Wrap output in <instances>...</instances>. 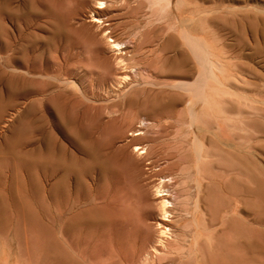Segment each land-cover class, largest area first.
<instances>
[{
	"label": "rangeland",
	"instance_id": "obj_1",
	"mask_svg": "<svg viewBox=\"0 0 264 264\" xmlns=\"http://www.w3.org/2000/svg\"><path fill=\"white\" fill-rule=\"evenodd\" d=\"M160 1L0 0V264H185V253L165 261L150 251L156 242L170 240L156 222L170 218L167 222L178 233L182 221L199 213L203 226L212 212L226 220L228 244L237 237L242 242L239 251L227 248V262L259 264L264 258V0H192L177 11ZM187 9L193 12L187 14ZM186 24L196 27L221 65L217 81L198 102L192 91L174 87L194 77H171L168 67L177 55L160 51L165 39L179 38L178 30ZM198 134L206 148L194 147ZM128 153L137 159L125 162ZM74 155L81 165L78 176L64 178L65 163ZM41 162L42 170L37 167ZM159 186L174 207L164 206Z\"/></svg>",
	"mask_w": 264,
	"mask_h": 264
},
{
	"label": "bare ground",
	"instance_id": "obj_2",
	"mask_svg": "<svg viewBox=\"0 0 264 264\" xmlns=\"http://www.w3.org/2000/svg\"><path fill=\"white\" fill-rule=\"evenodd\" d=\"M191 1L192 0H166V2H167V6H169V7H171V8H174L176 11H177V9H180V7L181 6H185V5H190V3H191ZM160 2H162V0L160 1ZM164 2H165V0H164ZM101 6V5H100ZM96 7V6H95ZM94 8V7H93ZM98 8V7H97ZM96 8V9H97ZM100 8V7H99ZM95 10V9H94ZM186 12H187V14H191L192 12H193V10H191V9H187L186 10ZM178 13V12H177ZM177 15H179V14H177ZM93 21L94 20H96V19H92ZM186 20H189V18L188 19H186ZM3 24V23H2ZM69 25V24H68ZM70 25H72V23L70 24ZM6 28V27H5ZM5 28H4V30H5ZM71 29L73 28V25H72V27H70ZM2 29H3V26H2ZM73 30V29H72ZM5 31H7V30H5ZM178 32H179V34H180V36H179V38H177L176 36H174V35H169L166 39H165V41H164V43L162 44V46L160 47V51H164V52H172V53H175L176 55H177V57L176 58H174V59H172L171 61H170V65H169V67H168V71H169V73H170V75H171V77L173 76V77H181L182 79H190L192 76L194 77V80L193 81H191L190 83H188L187 81H181L180 83H178V84H174V87H178V88H181V89H184V90H189V91H192V96H194V100H195V102H198V101H200L201 99H203V97H204V95H206V93H207V89L209 88V85H211L210 83H213L212 81L215 79V71L217 70V68L218 67H220L221 65L220 64H218V62L215 60V58H213V53H212V51H211V48H210V46H209V44H208V42L203 38V37H201V36H197L196 35V33L198 32V30L196 29V27H194L192 24H186V25H184V26H182L179 30H178ZM58 37V36H57ZM96 38V37H95ZM58 39V38H57ZM67 39V38H66ZM93 40H95L94 39V37H93ZM111 40V39H110ZM55 42H57L56 41V38H55V40H54ZM54 41H51V42H53L54 43ZM66 42V41H65ZM68 42V41H67ZM70 42V41H69ZM57 44V43H56ZM114 44H120V42H115L114 41ZM53 45V44H52ZM104 45V44H103ZM108 45V44H107ZM68 46V45H67ZM70 46H71V44H70ZM69 46V47H70ZM52 47H54V46H52ZM68 50V49H67ZM70 50V49H69ZM130 52V51H129ZM64 53V52H63ZM71 53H73V52H71ZM66 54V53H65ZM65 54H64V56H65ZM68 54H70V51H69V53ZM75 54V53H74ZM69 55H67V57H68ZM71 57H75V56H71ZM65 58V57H64ZM72 58V59H73ZM79 58V57H78ZM77 58V59H78ZM152 58V57H151ZM63 59V58H62ZM66 59V58H65ZM71 59V58H70ZM168 59L169 58H165V60L166 61H168ZM53 59H51V61H52ZM60 62V61H59ZM140 63V62H139ZM25 64V63H24ZM115 64H117L118 65V63H115ZM26 65V64H25ZM34 65V64H33ZM115 66L114 68H115V70H116V77L117 76H119L120 74H121V71L119 70V68H118V66ZM22 66V65H21ZM24 66V65H23ZM30 66V65H29ZM37 66H39V65H37ZM37 66H35V67H37ZM145 66V65H144ZM27 67V66H26ZM35 67H34V69H35ZM41 67H43V66H41ZM147 67V66H146ZM27 68H29V67H27ZM27 68H25V71H28V70H26ZM31 68V67H30ZM39 68H40V66H39ZM45 68V67H44ZM142 68H144L143 67V65H142ZM36 69H38V68H36ZM42 69V68H41ZM219 69V68H218ZM44 70V69H43ZM79 70V69H78ZM33 70H31V72H32ZM81 71V70H80ZM37 72V71H36ZM35 72V73H36ZM42 72V71H41ZM43 73V72H42ZM74 75V74H73ZM118 78V77H117ZM117 78H115V79H117ZM216 78H218V77H216ZM28 81V80H27ZM26 81V82H27ZM36 80H34V82H35ZM115 81V80H114ZM214 81H217V80H214ZM28 83V82H27ZM32 83V82H31ZM30 83V84H31ZM37 83V82H36ZM36 83H33L34 85L36 84ZM69 83H71V81L69 82ZM73 83V82H72ZM22 84H26L25 82L24 83H22ZM33 84H32V86H33ZM40 84V83H39ZM43 84V83H42ZM23 86V85H22ZM26 86V85H25ZM28 86H30V85H28ZM42 86V85H41ZM212 86V85H211ZM21 87V86H20ZM33 87H35V86H33ZM33 87H31V88H33ZM40 86H38V88H39ZM43 87V86H42ZM42 87H40V88H42ZM40 88H39V90H40ZM23 89H25V88H23ZM28 89H29V87H28ZM45 90V89H44ZM19 91H21L20 90V88H19ZM22 91H24V90H22ZM30 91V90H29ZM140 91V90H139ZM35 92H37V91H35ZM41 92V91H40ZM135 92V91H134ZM20 93V92H19ZM29 93V92H28ZM42 93V92H41ZM132 93H133V91H132ZM137 93V92H136ZM24 95H25V97L27 96V91H26V94H25V92L23 93ZM30 95H32V94H30ZM50 95V94H49ZM53 95V94H52ZM51 95V96H52ZM208 95V94H207ZM15 96H18V95H15ZM37 96V95H36ZM20 97V99H21V95L20 96H18V98ZM23 98H24V96H22ZM28 97H29V94H28ZM133 97V96H132ZM132 97H131V99H132ZM179 97V96H178ZM207 97V96H206ZM18 98H16V99H18ZM22 98V99H23ZM27 98V97H26ZM34 98H35V96H34ZM34 98H32L33 100H34ZM135 98V100H137L136 99V97H134ZM134 98H133V101H134ZM25 99V98H24ZM31 99V98H30ZM47 99H51L50 98V96L47 98ZM175 99V98H174ZM14 100V99H13ZM39 100V99H38ZM141 101H143L142 99H140ZM146 100H147V98H146ZM171 100H173V98H171ZM35 101V100H34ZM40 101V100H39ZM49 102H50V100H48ZM65 101V100H64ZM63 101V102H64ZM132 101V100H131ZM133 101H132V105H133ZM139 101V100H138ZM141 101H140V105H143V104H141ZM42 102V101H41ZM52 102V101H51ZM62 102V100H61V102L59 103V104H61V103H63ZM37 103V102H36ZM46 103V102H45ZM130 103V102H129ZM136 103H138V102H135L134 103V105H135V107H136ZM143 103V102H142ZM147 103V102H146ZM38 104H41V103H39L38 102ZM131 104V103H130ZM207 104V103H206ZM48 104L46 103V106H47ZM62 105V104H61ZM66 105V104H65ZM145 105V104H144ZM131 106V105H130ZM139 106V105H138ZM137 106V107H138ZM50 107V106H49ZM48 107V108H49ZM59 108H60V105L58 106ZM57 107V108H58ZM64 107V104L62 105V107L61 108H63ZM47 109V108H46ZM52 109V108H51ZM64 109H67V108H64ZM132 109H133V107H132ZM61 111V109H58V111L57 112H60ZM141 110V109H140ZM160 110V109H159ZM40 112H41V108H40V110H39ZM50 111V110H49ZM46 112V111H45ZM136 112H139V111H137L136 110ZM49 113V112H48ZM53 113V112H52ZM63 113V112H62ZM66 113V112H65ZM68 113V112H67ZM45 114V113H44ZM126 114V113H125ZM36 115V114H35ZM42 115H43V113H42ZM38 116H41L40 114H38ZM37 116V117H38ZM60 116V115H59ZM61 117H63V116H61ZM65 118H66V116H65ZM39 119V118H38ZM192 119V118H191ZM63 120V119H62ZM64 120H66V119H64ZM74 123V122H73ZM80 123V122H79ZM144 123V122H143ZM81 124V123H80ZM38 125L40 126L41 124L39 123V124H35L33 127L35 128L36 126L38 127ZM68 125V124H67ZM142 125V124H141ZM42 128H43V126H42ZM78 128H79V126H78ZM40 129V128H39ZM44 129V128H43ZM80 129V128H79ZM42 130V129H41ZM129 130V129H128ZM128 130H126V131H128ZM130 130H132V129H130ZM35 131H36V129H35ZM39 131V133H41L40 132V130H38ZM38 131H36L37 133H38ZM72 131H74V130H72ZM138 131V130H137ZM34 135H32L33 137L35 136V132H33V131H31ZM42 132L45 134V132L42 130ZM75 132H76V130H75ZM129 132V131H128ZM127 132V133H128ZM134 132H136L135 130H134ZM140 132V131H139ZM64 134H67L68 135V133H64ZM80 134H81V129H80ZM91 133H89L88 135H90ZM123 134H124V132H123ZM130 134H132V133H130ZM134 134V133H133ZM135 134H137V133H135ZM39 136H41L40 134H38ZM37 135V136H38ZM43 135V134H42ZM66 135V136H67ZM87 135V136H88ZM31 136V137H32ZM78 136H79V134H78ZM77 136V137H78ZM86 136V137H87ZM92 136V135H91ZM124 136V135H123ZM129 137H130V135H128ZM36 137V136H35ZM68 137V136H67ZM70 137V136H69ZM68 137V139H71L72 137H70L69 138ZM93 137L94 136H92V138L89 136L88 138H90V139H92V142H93ZM124 138H127V136H125ZM35 139V138H34ZM63 139H64V137H63ZM95 139V138H94ZM123 139V138H122ZM195 140H194V147L195 146H197V147H201V148H206L205 147V143H204V136L203 135H196V137L194 138ZM36 140H37V138H36ZM41 140V139H40ZM39 140V141H40ZM73 140V139H72ZM72 140H71V142H72ZM88 140V139H87ZM124 140V139H123ZM129 140V139H128ZM127 140V141H128ZM32 143H33V141H31ZM30 142V145L32 144ZM61 142V141H60ZM66 142V141H65ZM68 142V141H67ZM70 142V143H71ZM87 142V141H86ZM112 142V141H111ZM113 142H114V140H113ZM8 143H9V141H8ZM35 143H37L38 144V141H35ZM69 143V142H68ZM73 143H74V141H73ZM77 142L75 141V144H76ZM36 144V145H37ZM88 144V143H87ZM104 144V143H103ZM107 145H108V143H106ZM110 144H112V143H110ZM36 145H34V146H36ZM50 145H52V144H50ZM67 145V144H66ZM71 145V144H70ZM96 146H97V143L95 144ZM106 145V146H107ZM124 145V144H123ZM126 145V144H125ZM125 145L124 146H122L121 147V145H120V149H119V151L121 150V148H124L125 147ZM22 146H24V145H22ZM32 146V145H31ZM92 146V145H91ZM109 146H111L112 147V145H108L107 147H109ZM114 146V145H113ZM25 147V146H24ZM33 147V146H32ZM31 147V148H32ZM53 147L55 148L56 146H54L53 145ZM71 147H74V146H71ZM75 147H76V145H75ZM75 147H74V149H75ZM81 147V146H80ZM94 148H96L95 146H93ZM92 147V148H93ZM126 147H128V146H126ZM130 147V146H129ZM46 148V147H45ZM78 148H79V145H78ZM78 148H76V150L77 151H75V152H77V154H78V150H80V149H78ZM88 148V147H87ZM100 148H101V146H100ZM102 148H104L103 146H102ZM115 148V150H117L118 151V148H116V147H114ZM56 149V148H55ZM68 149H69V147H68ZM66 150V151H69V150ZM98 149V148H97ZM129 149V148H128ZM128 149L126 150V151H128ZM196 149V148H195ZM198 149H200V148H198ZM197 149V150H198ZM58 150V149H57ZM71 150H72V148H71ZM82 150V149H81ZM80 150V151H81ZM94 150V149H93ZM201 150V149H200ZM23 151V150H22ZM45 151H47V148H46V150ZM73 151V150H72ZM79 151V152H80ZM95 151V150H94ZM117 151H115V152H113V153H115L116 155H117V157H119L118 156V153H116ZM121 151H123V149L121 150ZM121 151H120V153H121ZM134 151V150H133ZM138 151V150H137ZM136 151V152H137ZM144 151V150H143ZM24 152V151H23ZM31 152H33V151H31ZM85 153H86V151H84ZM109 152H111V151H108V155H109ZM128 152H131V151H128ZM135 152V151H134ZM136 152H135V154H136ZM142 152V151H141ZM202 152H204V151H202ZM44 153V152H43ZM46 153V152H45ZM53 153V152H52ZM57 153H59V151H57ZM62 153H64V152H62ZM68 153V152H67ZM73 153V152H72ZM100 153V152H99ZM104 153H106V152H102V154H104ZM196 153H199V152H196ZM21 154V153H20ZM28 154H30V153H28ZM37 154L38 153H36V156H37ZM49 154V153H48ZM80 154V153H79ZM78 154V155H79ZM87 154V153H86ZM90 154V153H89ZM95 154V153H94ZM112 154V153H111ZM115 154H114V156H115ZM130 153H128V157H126V156H124V157H126V159H125V162L126 161H128L129 163L131 162V160L132 159H134L135 160V158L134 157H132V159H131V156L129 155ZM140 154V153H139ZM24 155H25V153H24ZM23 154L22 155H20V156H24ZM39 155V154H38ZM64 155V154H63ZM65 155H67V154H65ZM64 155V156H65ZM77 155V156H78ZM81 156L82 155H84V154H80ZM98 155H100V154H98ZM98 155H97V157H98ZM107 155V156H108ZM113 155V154H112ZM127 155V154H126ZM132 155H133V153H132ZM204 155V154H203ZM202 155V156H203ZM33 156V155H32ZM32 156H30V155H28V157L29 158H31ZM44 156H46V155H42V157L44 158ZM59 156V155H58ZM64 156H62V158L64 157ZM69 156V155H68ZM80 156V157H81ZM103 156V155H102ZM106 156V155H105ZM138 156V155H137ZM42 157H41V160H42ZM49 157H50V155H49ZM83 157V156H82ZM85 157V156H84ZM94 157H95V155H94ZM96 157V158H97ZM110 157H111V155H110ZM109 157V159H112V157L110 158ZM116 157V156H115ZM114 157V158H115ZM123 157V156H122ZM197 157V156H196ZM19 158V157H18ZM53 158H55L54 156H53ZM57 158V157H56ZM59 158V157H58ZM91 158V157H90ZM104 158V157H103ZM102 158V159H103ZM106 158V157H105ZM120 158V157H119ZM127 158H130V159H128L127 160ZM200 158V157H199ZM32 159V158H31ZM34 159V158H33ZM51 159V158H50ZM65 159H67V156H66V158ZM78 159H79V156H78ZM78 159H77V157L74 155V156H71V157H68V160H67V162L65 163V167H64V174H63V177L64 178H66L70 173L72 174V173H74V174H76V176H78V169H79V167L81 166H79L78 165ZM95 159V158H94ZM116 159V158H115ZM114 159V160H115ZM137 159V158H136ZM18 161H19V159H17ZM35 160H37V159H35ZM49 160V159H48ZM58 160H60V159H58ZM91 160H93V159H91ZM101 160V159H100ZM20 161H22L21 160V158H20ZM25 161V160H24ZM43 161H45V160H43ZM55 161L58 163V161H57V159H55ZM80 161H82V160H80ZM93 161H96V160H93ZM103 161V160H102ZM109 161V160H108ZM25 162H27V163H29L27 160L25 161ZM34 162V161H33ZM46 162V161H45ZM52 162V161H51ZM55 162V163H56ZM84 162V161H83ZM90 162H92V161H90ZM89 162V163H90ZM97 162H99V161H97ZM110 162V161H109ZM112 162H114L113 160H112ZM122 162V161H121ZM121 162H120V164H121ZM13 163H15V162H13ZM19 163V162H18ZM26 163V164H27ZM36 163V162H35ZM61 163H62V160H61ZM82 163V162H81ZM86 163V162H85ZM85 163H83V164H85ZM96 163V162H95ZM94 163V164H95ZM102 163V162H101ZM101 163H100V166H101ZM106 163H108L107 162V160H106ZM118 163V162H117ZM135 163H137V161L135 162ZM20 164V163H19ZM18 164V165H19ZM23 164V163H22ZM25 164V165H26ZM30 164V163H29ZM34 164V163H33ZM33 164H30L31 166H32V168L35 166V165H33ZM42 164H44V163H39V166H37V167H40L41 168V165ZM47 164H48V162H47ZM52 164V163H51ZM93 164V163H92ZM103 164H105V163H103ZM119 164V165H120ZM127 164V163H126ZM38 165V164H37ZM62 165V164H61ZM61 165H60V167H61ZM3 166H5V164L3 165ZM14 166H15V164H14ZM28 166V165H27ZM27 166H24V169H26L27 168ZM56 166V165H55ZM58 166V165H57ZM100 166H99V168H100ZM107 166H108V164H107ZM114 167H115V165H113ZM118 166V165H117ZM136 166H139L138 165V163H137V165L135 164V167ZM156 166V165H155ZM12 167L13 166H11V170H12ZM29 167V166H28ZM36 167V166H35ZM50 167V166H49ZM52 167V166H51ZM82 167H84L83 165H82ZM81 167V168H82ZM98 167V166H97ZM122 167V166H121ZM15 168V167H14ZM31 168V169H32ZM92 168V167H91ZM95 168H96V165H95ZM138 168H141V167H138ZM16 169V168H15ZM14 169V170H15ZM18 169V168H17ZM21 169H23V166H22V168ZM23 169V170H24ZM39 169V168H38ZM51 169V168H50ZM61 169H62V167H61ZM60 169V170H61ZM84 168H82V172L84 171L83 170ZM88 169V168H87ZM98 169V168H97ZM97 169H95V170H97ZM102 168H100L99 170L101 171V172H103V171H105V170H101ZM136 169H137V167H136ZM41 170H42V168H41ZM44 170V169H43ZM47 170V169H46ZM45 170V171H46ZM114 170V169H113ZM142 169H140V170H138V172L139 171H141ZM13 171V170H12ZM21 171V170H20ZM31 171V170H30ZM48 171H50V170H47V172ZM56 171H57V169H56ZM59 171V170H58ZM62 171V170H61ZM60 171V172H61ZM87 171H90V170H87ZM87 171L85 172V173H87ZM110 171H111V169H110ZM110 171H108L107 173L109 174L110 173ZM123 171V170H122ZM24 172V171H23ZM35 172V171H34ZM34 172H33V174H34ZM38 172H39V170H37V174H38ZM63 172V171H62ZM61 172V173H62ZM93 172V171H92ZM91 172V173H92ZM99 172V171H98ZM124 172V171H123ZM137 172V171H136ZM142 172V171H141ZM25 173V172H24ZM26 173H28V171H26ZM30 173V172H29ZM41 173H42V171H41ZM50 173V172H49ZM52 173H53V171H52ZM56 173V172H55ZM55 173H53V174H55ZM90 173V172H89ZM100 173V172H99ZM18 174V173H17ZM43 174H44V172H43ZM42 174V175H43ZM81 174H83V173H81ZM80 174V175H81ZM94 174V173H93ZM107 174V175H108ZM116 174V173H115ZM127 174V173H126ZM142 173H140V175H141ZM20 175H21V173H20ZM30 175V174H29ZM36 175V174H35ZM35 175H33V178L35 179L36 177H35ZM41 175V174H40ZM47 175H49V174H47ZM47 175H45V176H47ZM62 175V174H61ZM92 175V174H91ZM91 175H89L88 177H90ZM103 174H101V176H102ZM136 175V174H135ZM137 175H139L138 173H137ZM23 176V175H22ZM36 176H38V175H36ZM57 176H58V178H59V173L57 174ZM95 176V175H94ZM100 176V177H101ZM119 177H120V174L118 175ZM146 176V175H145ZM29 177V176H28ZM43 178H44V176H42ZM56 177V176H55ZM69 177H70V175H69ZM81 177H82V175H81ZM80 177V178H81ZM97 177V176H96ZM97 177L96 179H101V178H103V177ZM105 177H107V176H105ZM126 177V176H125ZM136 177V176H135ZM143 177V176H142ZM142 177H141V179H142ZM48 178V177H47ZM50 178H51V174H50ZM61 179H62V176L60 177ZM59 178V179H60ZM110 178V177H109ZM121 178H122V176H121ZM145 178V177H144ZM143 178V179H144ZM38 179V177L36 178V180ZM46 179V178H45ZM72 179V178H71ZM95 179V178H94ZM123 179V178H122ZM34 181L35 183L34 184H40V187H41V185H43L40 181V177H39V180L40 181H38V182H40V183H36L37 181H35V180H33V179H30V181ZM43 180V179H42ZM52 180H54V179H52ZM56 180V179H55ZM63 180V179H62ZM68 180V179H67ZM82 180V179H81ZM81 180H79L80 182H81ZM103 180H104V178H103ZM107 180V179H106ZM121 180V179H120ZM140 180V179H139ZM163 181H164V179H162ZM169 181H170V179H168ZM45 182H46V180H44ZM44 181H42L43 183H44ZM63 181H66L65 179L63 180ZM87 181H88V179L86 180V184H87ZM96 181H98V180H96ZM95 181V182H96ZM171 181H172V179H171ZM175 181V180H174ZM53 182H56L57 183V181H53ZM67 182V181H66ZM102 182V181H101ZM101 182H100V186H101ZM111 182V181H110ZM123 182V181H122ZM142 182V181H141ZM47 183V182H46ZM60 183V182H59ZM62 184H63V182H61ZM61 183H60V186H61ZM71 183V182H70ZM74 182H72V184H73ZM96 183H98L99 184V181L98 182H96ZM103 183H105V186H106V182H104L103 181ZM107 183H108V180H107ZM34 184H32L33 185V188H36L37 186H35ZM45 184V183H44ZM90 184V183H89ZM98 184H97V186L96 187H98ZM120 184V183H119ZM123 184H124V182H123ZM172 184H173V181H172ZM171 184V185H172ZM57 185V184H56ZM67 186H68V184H66ZM71 185V184H70ZM76 185H77V183H76ZM75 184H74V186H76ZM96 185V184H95ZM108 185H109V183H108ZM117 185H118V183H117ZM63 186V185H62ZM72 187H74L73 185H71ZM90 186V185H89ZM92 186V185H91ZM99 186V187H100ZM102 186H103V184H102ZM101 186V187H102ZM38 187H39V185H38ZM52 187L54 188L55 186L54 185H52ZM51 187V188H52ZM71 187V188H72ZM83 187H85V185H84V183H83ZM100 187V188H101ZM170 187V186H169ZM171 187H173V186H171ZM43 188V187H42ZM56 188H59V186L58 187H56ZM64 188H66V187H64ZM68 188V187H67ZM67 188H66V190H67ZM75 188V187H74ZM73 188V189H74ZM78 188V187H77ZM86 188V187H85ZM100 188H97L98 190L100 189ZM116 188V187H115ZM63 189V188H62ZM79 189H80V187H79ZM88 188H86V191H88L87 190ZM97 189H96V191H97ZM159 189H160V186H159ZM34 190V189H33ZM37 190V189H36ZM34 191L35 192V194H38V192L37 191ZM39 190V189H38ZM40 190H42V189H40ZM52 190H54V189H52ZM52 190H50L51 192H52ZM57 191H58V189H56ZM91 190V189H90ZM102 190V189H101ZM101 190H100V192H101ZM105 190V189H104ZM119 190V189H118ZM122 190V189H121ZM166 190V189H165ZM169 190V189H168ZM168 190H166L167 192H168ZM49 191V192H50ZM56 191V192H57ZM61 191H63V190H61ZM71 191H73L72 189H71ZM159 191H162V193H160V195L159 196H163V198H164V200H165V203H164V206H173V203L171 202V200H167L166 198V196H168L167 195V193H165V191L164 190H162V189H160ZM170 191H171V189H170ZM37 192V193H36ZM46 192H48V191H46ZM54 192V191H53ZM60 192V191H59ZM115 192V191H114ZM120 192V191H119ZM164 192V193H163ZM41 193V192H40ZM61 193V192H60ZM66 193V192H65ZM95 193V192H94ZM97 193V192H96ZM117 193V192H116ZM174 193V192H173ZM42 194V193H41ZM50 194V193H49ZM85 193H83V195H84ZM87 194H89V193H87ZM170 194V193H169ZM180 194V193H179ZM58 195V194H57ZM79 195V194H78ZM114 195V194H113ZM173 195V194H172ZM181 195V194H180ZM179 195V196H180ZM51 196H52V194H51ZM55 196H56V193H55ZM54 196V197H55ZM86 196V195H85ZM94 196H95V194H94ZM118 196V195H117ZM171 196V195H170ZM79 197V196H78ZM87 197H89V196H87ZM98 197V196H97ZM175 197V196H174ZM177 197V196H176ZM181 197V196H180ZM84 198H86V197H82L81 199H84ZM99 198V197H98ZM117 198V197H116ZM119 198V197H118ZM121 198V197H120ZM80 199V198H79ZM78 199V201H80ZM87 199V198H86ZM114 198H112L111 200H113ZM55 200V199H54ZM56 200H57V198H56ZM67 200H69V199H67ZM104 200V199H103ZM115 200V199H114ZM77 201V200H76ZM75 200H74V202H76ZM93 201V200H92ZM97 201V200H96ZM105 201V200H104ZM111 202V201H110ZM203 202V201H202ZM210 202V201H209ZM97 203V202H96ZM203 203H205V201L203 202ZM65 205H66V203H64ZM73 204V203H72ZM78 204V203H77ZM88 204V203H87ZM93 204V203H92ZM91 204V205H92ZM95 204V203H94ZM213 204V203H212ZM63 205V204H62ZM64 205V206H65ZM91 205H89V206H91ZM103 206H105L106 204H102ZM101 205V206H102ZM114 205V204H113ZM78 206H80V205H78ZM81 206H83V205H81ZM85 206H86V204H85ZM88 206V205H87ZM94 206H96V204L94 205ZM99 205H97V207H98ZM102 206V207H103ZM107 206V205H106ZM115 206V205H114ZM177 206V205H176ZM203 206V204L201 203V198H198V202H197V208L199 209V211H200V208ZM209 206V205H208ZM218 206V205H217ZM66 207V206H65ZM97 207H94V210H95V208H97ZM174 207V206H173ZM212 207V206H211ZM63 208V207H62ZM87 208V207H86ZM89 208V207H88ZM93 208V206H91V208L90 209H92ZM175 208H177V207H175ZM70 209V208H69ZM203 209V208H202ZM202 209H201V211H202ZM82 210V209H81ZM117 210V209H116ZM115 210V211H116ZM171 210V209H170ZM67 211V210H66ZM78 211V210H77ZM80 211V210H79ZM83 211V210H82ZM87 211V210H86ZM96 211H99V210H96ZM102 211V210H101ZM70 212V211H69ZM90 212H91V210H90ZM120 212V211H119ZM118 212V213H119ZM164 212H166V211H164ZM164 212H163V214H164ZM207 212H208V210H207ZM207 212H205V215H207L206 213ZM226 212V211H225ZM236 212V211H235ZM65 213H67V212H65ZM78 212H76L75 214H77ZM203 213V212H202ZM209 213V212H208ZM63 214V213H62ZM87 214V213H86ZM91 214V213H90ZM93 214H94V212H93ZM120 214V213H119ZM163 214H161V216L163 215ZM65 215V214H64ZM70 215V214H69ZM68 215V216H69ZM85 215V214H84ZM88 215V214H87ZM123 215V214H122ZM122 215H120V216H122ZM201 214H199L198 213V215L197 214H195V215H192V217H191V219L188 221V222H185V221H180L181 223L180 224H182V226H183V228L181 229V231H179L178 233L175 231V230H173V223L171 224V223H169V222H167V221H170V218H163V217H161L162 218V220L161 221H157L156 222V228L158 229V228H160L161 229V233L163 234V235H165V236H167V237H169L170 238V240H167V241H164L163 243H161L160 241L159 242H156L154 245H152V246H150V251L151 252H153V254L154 253H160V256H159V258L158 259H160V260H162V259H165V261H166V258H169V259H174L175 257H177V256H179V253H181V255H182V253L184 254L185 253V255H186V257H185V261L187 260V263H188V260L190 261H192L193 262V264H240V263H238V262H234V260H232V259H230V261L229 262H227L226 261V250H227V248L228 247H230V249L231 250H240V244L242 243L241 242V240L239 239L240 237H237L235 240H233L232 242H230L229 244H228V242H227V240H226V235H227V228H225L224 226L226 225V220L224 219V218H217L216 217V215L212 212L211 214H209V216H207L206 218H204V220H203V222H202V224H203V226L201 225V223H200V220H199V216H200ZM70 216H72V215H70ZM163 216H165V214L163 215ZM167 216V215H166ZM169 216V215H168ZM224 216V215H223ZM67 217V216H66ZM78 217V216H77ZM82 217H83V215H82ZM86 217V216H85ZM64 219V218H63ZM78 219V218H77ZM87 219H88V217H87ZM86 218H84V220L86 221L87 220ZM92 219V218H91ZM94 219H96V218H93V220ZM203 219V218H202ZM74 220V219H73ZM73 220H72V224L71 225H73ZM263 220V218H259L257 221L258 222H261ZM76 221V220H75ZM74 221V222H75ZM91 221V220H90ZM112 221H113V219H112ZM66 222V221H65ZM76 222H78V221H76ZM110 222V221H109ZM121 222V221H120ZM119 222V223H120ZM98 223V222H97ZM70 224V223H69ZM175 224V223H174ZM77 225V224H76ZM79 225V224H78ZM91 225V224H90ZM118 225V224H117ZM176 225V224H175ZM193 225H196L197 227H195L194 226V228L192 227ZM233 225V224H232ZM89 225H87V227H88ZM73 227V226H72ZM71 227V228H72ZM85 227V226H84ZM90 227H92V226H90ZM175 227V226H174ZM178 227V226H177ZM228 227V226H227ZM239 227V226H238ZM86 228V227H85ZM84 228V229H85ZM120 228V227H119ZM118 228V229H119ZM78 229V228H77ZM76 229V230H77ZM175 229V228H174ZM233 229V228H232ZM92 230H93V228H92ZM235 230H237V229H235L234 228V231ZM73 232H75V230L73 229L72 230ZM78 231V230H77ZM85 231V230H84ZM205 231H208L207 232V235H209L208 237L209 238H206V236H205ZM96 233H98L97 231H95ZM94 232V233H95ZM236 233H238V234H240L239 233V231L237 232V231H235ZM70 233H72V232H70ZM70 233H68L69 235H71ZM83 234H84V232H83ZM82 234V235H83ZM238 234H237V236H238ZM66 235V234H65ZM64 235V236H65ZM73 235V234H72ZM77 235H78V233H77ZM81 235V236H82ZM103 235V234H102ZM80 236V235H79ZM240 236V235H239ZM66 237V236H65ZM71 237V236H70ZM69 237V238H70ZM74 237H76V232H75V236ZM74 237H73V239H74ZM78 237V236H77ZM76 237V238H77ZM79 239V238H78ZM83 239V238H82ZM119 239V238H118ZM64 240V239H63ZM66 240V239H65ZM64 240V241H65ZM77 240V239H76ZM75 241V240H74ZM68 242V241H67ZM73 242V241H72ZM71 242V243H72ZM78 242V241H77ZM80 242H82V241H80ZM79 242V243H80ZM65 243V242H64ZM75 243V242H74ZM74 243H73V245H74ZM67 244V243H66ZM78 244V243H77ZM215 244V245H214ZM71 245V244H70ZM242 245V244H241ZM143 246V245H142ZM144 246H146L147 247V245H145L144 244ZM213 246H215V247H213ZM74 247V246H73ZM72 246L70 247V248H73ZM140 247V246H139ZM145 247V249H143V250H146L147 248ZM65 248V247H64ZM135 248L136 247H134V250L133 251H135ZM138 249V248H137ZM136 249V250H137ZM175 249H177V251L175 250ZM210 249V250H209ZM261 249V248H260ZM142 250V251H143ZM259 250V249H258ZM82 251H84V249L82 248ZM142 251H139V252H142ZM150 251H147L146 252V254H149V252ZM175 251V252H174ZM260 251V250H259ZM144 253V252H143ZM215 253H217V254H215ZM83 254H85V253H83ZM135 254H136V252H135ZM141 254V253H140ZM78 255V254H77ZM151 255V254H150ZM180 255V256H181ZM263 255V254H262ZM140 256V255H139ZM145 256V255H144ZM143 256V257H144ZM143 257H142V259H143ZM153 257H154V255H153ZM183 257V256H182ZM233 257V256H232ZM231 257V258H232ZM72 258V257H71ZM70 258V259H71ZM74 258V257H73ZM83 258V257H82ZM149 258V257H148ZM70 259H68V261L70 260ZM135 259V258H134ZM240 259V258H239ZM77 260V259H76ZM84 260V259H83ZM151 260V259H150ZM251 261L253 260V259H250ZM144 261V260H143ZM171 261V260H170ZM181 261V260H180ZM72 262V261H71ZM259 262V264H264V258L263 259H261V260H259L258 261ZM67 264H68V262H66ZM145 263V262H144ZM164 263V262H163ZM168 263V262H167ZM166 263V264H167ZM187 263H185V264H187ZM88 264V263H87ZM92 264V263H91ZM169 264H175V263H172V261H171V263H169ZM189 264V263H188Z\"/></svg>",
	"mask_w": 264,
	"mask_h": 264
}]
</instances>
